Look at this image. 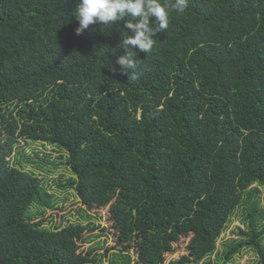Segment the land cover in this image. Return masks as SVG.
I'll return each instance as SVG.
<instances>
[{"label":"trees","instance_id":"trees-1","mask_svg":"<svg viewBox=\"0 0 264 264\" xmlns=\"http://www.w3.org/2000/svg\"><path fill=\"white\" fill-rule=\"evenodd\" d=\"M78 3L0 0V264L106 257L80 251L90 224L36 221L58 200L25 169L21 141L68 153L75 178L56 183L77 190L80 213L109 207L121 264L132 251L165 264L184 238L188 254L170 264H228L246 249L264 264V0H188L151 53L133 49L134 81L116 64L130 30L77 36ZM239 209L245 229L212 261Z\"/></svg>","mask_w":264,"mask_h":264},{"label":"rangeland","instance_id":"rangeland-1","mask_svg":"<svg viewBox=\"0 0 264 264\" xmlns=\"http://www.w3.org/2000/svg\"><path fill=\"white\" fill-rule=\"evenodd\" d=\"M20 157H23V165L27 171H34L39 177L47 181L49 188L48 193L53 197V200H58L54 208H47L43 216H39L36 221L45 220V225L48 228L63 227L64 225L82 224L83 226L91 225V231L85 233V236L94 234L90 243L80 242V251L86 253L91 247H99V251L106 254L101 264H112L117 261L121 264V260L114 257V254L120 252L122 249L118 248L117 235L111 221L109 207L95 210H88V212H79V209H87L83 206L82 200L74 188L63 189L56 183L63 181L64 183L69 178H75L67 165L68 153L56 146L50 144H40L21 141L19 145ZM18 153V151L16 152ZM15 156V155H14ZM17 157V156H16ZM13 158L11 162H13ZM262 198L261 205L264 208V188H261ZM33 212L42 211L41 206L33 207ZM91 216L92 218H87ZM245 219L244 212L239 209L231 217L230 223L226 230L218 240V249L211 257L212 261L216 262L217 253L223 255L225 246L230 240H236L238 228L245 229L243 220ZM190 238H184L175 245L172 253L167 255L165 264H170L172 260L180 258L182 255L188 254V247ZM116 248V249H115ZM109 250V252H107ZM133 264H139L138 255L132 251ZM259 260L258 255L250 250H243L239 255L234 257V260L228 264H257ZM206 261V264H208ZM200 264H204V261ZM220 264H227L224 261Z\"/></svg>","mask_w":264,"mask_h":264},{"label":"clouds","instance_id":"clouds-1","mask_svg":"<svg viewBox=\"0 0 264 264\" xmlns=\"http://www.w3.org/2000/svg\"><path fill=\"white\" fill-rule=\"evenodd\" d=\"M188 7V0H79L75 10V18L79 26L75 34L80 36L92 24H101L103 27L114 26L123 22L131 34L123 35L118 45L125 50L116 64L122 73L128 75V80L134 81L137 76V51L152 52L157 33L167 32L169 28V15L172 12L184 13ZM115 71V69H113Z\"/></svg>","mask_w":264,"mask_h":264}]
</instances>
